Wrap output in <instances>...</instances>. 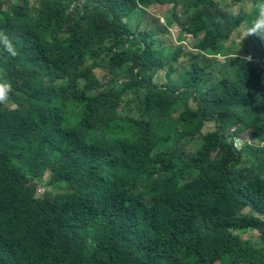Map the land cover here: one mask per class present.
I'll use <instances>...</instances> for the list:
<instances>
[{"label": "trees", "instance_id": "obj_1", "mask_svg": "<svg viewBox=\"0 0 264 264\" xmlns=\"http://www.w3.org/2000/svg\"><path fill=\"white\" fill-rule=\"evenodd\" d=\"M219 3L0 0V264H264V43Z\"/></svg>", "mask_w": 264, "mask_h": 264}, {"label": "rangeland", "instance_id": "obj_2", "mask_svg": "<svg viewBox=\"0 0 264 264\" xmlns=\"http://www.w3.org/2000/svg\"><path fill=\"white\" fill-rule=\"evenodd\" d=\"M219 2V1H218ZM193 3V0H180V5H179V8H178V13H182L183 11H185V9H188V7L190 6V4ZM220 4H223L222 2H220ZM224 4H226L224 2ZM237 8L238 10H241L242 9V4L238 3V2H233L232 0L230 1H227V8L230 9L231 11L233 10V8ZM171 6H154L153 7V10L150 11V13H154V15L152 14H149V16H145L143 11L140 10V11H137L134 13L133 17L131 18L130 20V25L131 27H137L139 29H144L145 27H149V28H152L155 26H157V28L160 27V29L158 30L157 34L160 36L161 38V41H162V44H166L167 46H170L172 48H180V47H183L185 46V56H183L180 60V63H182L181 65H177V68H178V75L181 73V72H184V71H187L189 70L190 68V64L192 62V58L191 56H188V54L194 52L196 53L197 50H195L194 46L195 44L198 42L197 39H193L189 36H187V38L185 39V41L182 43V45H180L181 43H177L175 41L176 39V35L178 34L176 32V29H172L169 30L167 29L166 27V23H165V17L168 16V11L170 10ZM153 17L156 18L153 20ZM165 29V30H164ZM239 31V29L237 30V32ZM236 32V33H237ZM236 33H233V34H236ZM230 38H228L224 43L227 44V42H230ZM247 40V39H246ZM246 40H242L240 38V33H238L237 37H236V41L240 44L242 43H245ZM250 42V39L248 40ZM254 42H250L249 44L248 43H245L246 45H244V49H245V52L244 54L245 55H252L250 51H253L251 49H254V45H253ZM228 47L225 46V49H227ZM193 54V53H192ZM243 55V54H241ZM254 58H256V56H253ZM259 58V57H257ZM195 60H198L197 63L199 64H207L208 62H204L202 61V59L200 57L196 58ZM259 60V59H258ZM221 62L223 61L222 58L220 60ZM176 67V66H175ZM212 68L214 67H217V65H212L211 66ZM248 132H246L247 134ZM201 142L202 141H199L197 143V146H200L201 145ZM241 143H239L238 146H240ZM56 192L55 190L53 189H43V188H40L39 191H38V197H51L53 198L55 196ZM218 264H221V262H218Z\"/></svg>", "mask_w": 264, "mask_h": 264}, {"label": "clouds", "instance_id": "obj_3", "mask_svg": "<svg viewBox=\"0 0 264 264\" xmlns=\"http://www.w3.org/2000/svg\"><path fill=\"white\" fill-rule=\"evenodd\" d=\"M216 1L218 2L219 0ZM227 1L230 0H220V2L223 3L221 4V6L227 8ZM232 1L235 2V0ZM224 2L226 4H224ZM240 4H242L243 6L241 10H238L237 8L234 7L233 10L231 11L230 9L227 8L230 12H232L231 14L234 16L243 15L247 17L246 19H241L240 24L238 25L239 31L237 32L236 35L240 33V38L242 40L255 38L261 43H264V0H253V1L243 2ZM148 14H150V12ZM216 22L218 24H222L223 17H217ZM236 37L234 38V41H236ZM236 43L238 42L236 41ZM0 47H2L5 53H7L9 56L13 58L19 54L16 46L14 45L10 37L6 35L3 31H0ZM250 52L252 55H242V56L243 57L246 56V58L252 62L254 61L259 64L261 63L262 69L264 71V55L262 57V55L259 52L258 54L256 51H250ZM253 56H256V58H254ZM12 91H13L12 86L6 79V73L0 71V104L8 103ZM239 143L240 142L235 143L236 148L241 147V145L238 146Z\"/></svg>", "mask_w": 264, "mask_h": 264}]
</instances>
